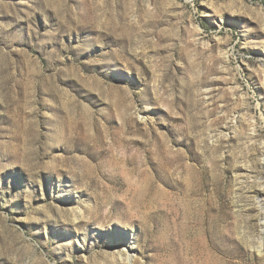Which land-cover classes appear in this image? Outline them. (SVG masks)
Here are the masks:
<instances>
[{"label": "rangeland", "instance_id": "1", "mask_svg": "<svg viewBox=\"0 0 264 264\" xmlns=\"http://www.w3.org/2000/svg\"><path fill=\"white\" fill-rule=\"evenodd\" d=\"M0 264H264V0H0Z\"/></svg>", "mask_w": 264, "mask_h": 264}]
</instances>
